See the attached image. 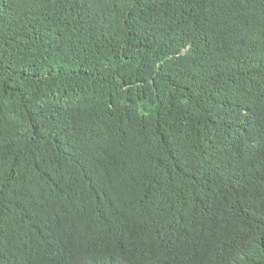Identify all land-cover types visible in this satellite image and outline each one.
I'll return each instance as SVG.
<instances>
[{
  "label": "trees",
  "instance_id": "1",
  "mask_svg": "<svg viewBox=\"0 0 264 264\" xmlns=\"http://www.w3.org/2000/svg\"><path fill=\"white\" fill-rule=\"evenodd\" d=\"M0 264H264V0H0Z\"/></svg>",
  "mask_w": 264,
  "mask_h": 264
}]
</instances>
